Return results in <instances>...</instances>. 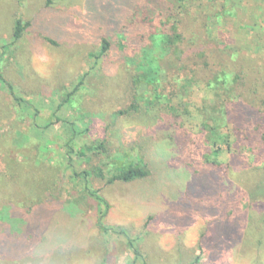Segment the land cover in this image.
Here are the masks:
<instances>
[{
  "label": "rangeland",
  "instance_id": "rangeland-1",
  "mask_svg": "<svg viewBox=\"0 0 264 264\" xmlns=\"http://www.w3.org/2000/svg\"><path fill=\"white\" fill-rule=\"evenodd\" d=\"M176 2L0 0L8 83L0 80V264H264V149L227 150L219 141L213 154L199 112L212 97L203 83L163 98L155 84L153 92L135 83L153 32L172 33L174 20L190 30L198 19L220 38L214 13L224 3L232 12L220 40L264 57V0ZM17 20L25 26L19 40ZM104 39L110 47L101 55ZM160 43L152 52L165 58ZM255 106L264 121V103ZM230 127L219 133L234 143ZM99 144L98 153H80ZM205 150L219 164L233 153L248 163L218 174L202 165ZM127 156L145 160L146 178L109 184L93 175L102 168L110 177ZM103 212L115 228L107 234Z\"/></svg>",
  "mask_w": 264,
  "mask_h": 264
},
{
  "label": "trees",
  "instance_id": "trees-1",
  "mask_svg": "<svg viewBox=\"0 0 264 264\" xmlns=\"http://www.w3.org/2000/svg\"><path fill=\"white\" fill-rule=\"evenodd\" d=\"M215 1L217 2V0ZM180 2L181 0H177L176 5H180ZM150 11L153 13L155 10L150 8ZM144 12L147 13L145 19L152 20L148 10ZM231 12L230 6L224 3L222 10L214 13L219 27L220 38L217 37L218 39H212L207 29L208 23L200 22L198 19L194 21L196 22L194 23L196 31L194 25H191L189 30L188 27L182 24L181 20H178V22L174 20L171 26L172 33L161 32L157 34L153 32L149 37L150 43L146 44L143 49V59L138 65V76L135 80V83L140 86L148 84L153 89V92H155V89L152 86L155 84L158 88V95L156 96L159 98L168 97L170 92L177 93L180 87L183 89V94L186 95L189 93V89H193L197 84L203 83L211 91L212 97L203 99L199 112L203 116L204 131L208 132L207 146L209 145L213 149V154L216 156L220 155L223 148L219 141H221L222 145H225L227 150H232L234 145L237 149L236 151L242 146L253 148L255 145L257 146V152L264 149V144L259 139V135H261L264 140V121L262 120L263 118H259L255 106V104L264 103V57L259 54L261 53V48L242 55L241 52L231 49L230 43L220 40L221 35L223 36L222 19L230 16ZM202 17L200 13L198 18ZM199 23L202 25V32L199 31ZM24 29L25 26L22 25L21 20H17L14 38L19 40ZM158 41L161 42V54L166 55L165 58L161 56L158 58L153 55L152 49ZM109 47V41L104 39L100 54L104 55L109 50ZM223 57L225 58L224 62L221 61ZM162 75L165 76L164 81L161 80ZM0 80L8 85L2 76L1 66ZM10 89L13 92L12 87ZM167 89L170 91L169 93ZM17 101L21 102V100ZM128 112L120 111L119 114ZM56 121L61 122V119L56 118ZM224 127L231 128L237 141L233 143L230 141L229 136L219 133V129ZM73 129H75L74 126ZM78 134L79 132L75 133L73 138L78 137ZM257 139H259V145ZM179 143L182 146L180 141ZM101 149H104V145L99 144L86 147L85 151L80 153L82 155L88 151L98 153ZM72 153L73 149L69 147L68 156H71ZM203 155L204 162L202 165L216 167L214 171H217L218 174L220 172L219 169H221L220 173H222L226 168L232 169L235 167L239 169L245 167L248 163V159L239 153L231 154V158L226 164L211 161L208 150H205ZM257 155L259 156L260 154ZM130 157L117 159L115 163L117 167L110 177L102 168L94 171L93 175L95 174L96 177L107 180L109 184L117 181L130 183L146 178L149 171L145 160L140 156L136 160ZM256 158L258 162H261L259 157ZM84 174L85 176H90L88 172ZM259 180L262 181V175ZM87 189L92 197L105 203L102 198L98 197L95 190H91L89 187ZM258 195L264 196L263 186L259 190ZM252 196L253 194H251L250 199ZM107 207L109 209L108 205ZM106 214V212L101 213L98 221L100 230L105 234L115 229L104 223ZM32 223L34 226H38L39 221L36 223L32 221ZM117 231L121 235L126 236L124 230L120 229ZM129 243L133 247L132 249L135 251L136 256H140L133 240L129 239Z\"/></svg>",
  "mask_w": 264,
  "mask_h": 264
}]
</instances>
